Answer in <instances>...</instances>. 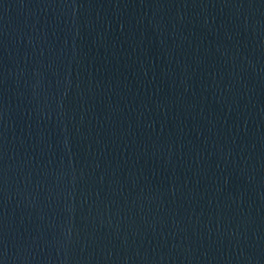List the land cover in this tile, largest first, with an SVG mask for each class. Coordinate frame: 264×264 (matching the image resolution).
<instances>
[{
	"label": "water",
	"instance_id": "water-1",
	"mask_svg": "<svg viewBox=\"0 0 264 264\" xmlns=\"http://www.w3.org/2000/svg\"><path fill=\"white\" fill-rule=\"evenodd\" d=\"M0 264H264V0H0Z\"/></svg>",
	"mask_w": 264,
	"mask_h": 264
}]
</instances>
